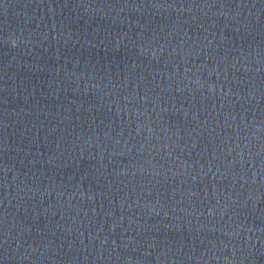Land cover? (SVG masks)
Instances as JSON below:
<instances>
[{"label":"water","instance_id":"water-1","mask_svg":"<svg viewBox=\"0 0 264 264\" xmlns=\"http://www.w3.org/2000/svg\"><path fill=\"white\" fill-rule=\"evenodd\" d=\"M231 0H0V26L173 10Z\"/></svg>","mask_w":264,"mask_h":264}]
</instances>
